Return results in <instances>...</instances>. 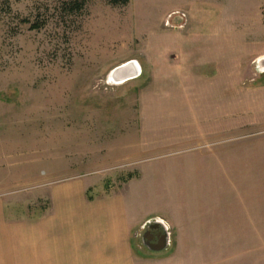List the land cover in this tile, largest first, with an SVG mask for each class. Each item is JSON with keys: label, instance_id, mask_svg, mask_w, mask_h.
Wrapping results in <instances>:
<instances>
[{"label": "rangeland", "instance_id": "obj_1", "mask_svg": "<svg viewBox=\"0 0 264 264\" xmlns=\"http://www.w3.org/2000/svg\"><path fill=\"white\" fill-rule=\"evenodd\" d=\"M71 1L0 0V198L91 179L169 227L148 264H264V0Z\"/></svg>", "mask_w": 264, "mask_h": 264}, {"label": "crops", "instance_id": "obj_2", "mask_svg": "<svg viewBox=\"0 0 264 264\" xmlns=\"http://www.w3.org/2000/svg\"><path fill=\"white\" fill-rule=\"evenodd\" d=\"M48 195L39 215L0 198V264H148L138 235L151 218L135 220L125 192L71 178Z\"/></svg>", "mask_w": 264, "mask_h": 264}, {"label": "water", "instance_id": "obj_3", "mask_svg": "<svg viewBox=\"0 0 264 264\" xmlns=\"http://www.w3.org/2000/svg\"><path fill=\"white\" fill-rule=\"evenodd\" d=\"M255 64H256L258 71L264 73V59L258 60L257 62H255ZM142 72H143V68H142L141 63L136 59H132V60L124 62L121 65L115 67L110 72V74L113 75V74L117 73L115 75V78L118 81H123L122 84H125L131 80L139 78L142 75ZM109 75H108V77H109ZM108 81H109V78H108L107 82ZM148 224H149L148 226H150V225L151 226H161L164 230V233L160 237V239L158 240L157 244L151 245L146 241H145V244L150 249H153L156 251L166 249L168 247V245L170 244V231H169L166 223L161 219H156V220H154V222H152L151 220L148 221Z\"/></svg>", "mask_w": 264, "mask_h": 264}, {"label": "trees", "instance_id": "obj_4", "mask_svg": "<svg viewBox=\"0 0 264 264\" xmlns=\"http://www.w3.org/2000/svg\"><path fill=\"white\" fill-rule=\"evenodd\" d=\"M110 4L113 6H125L127 5L130 0H109ZM71 9L73 12H82L84 10L87 0H72L70 3ZM263 15H264V9H263ZM41 25L38 23L32 25V29H39Z\"/></svg>", "mask_w": 264, "mask_h": 264}, {"label": "flooded vegetation", "instance_id": "obj_5", "mask_svg": "<svg viewBox=\"0 0 264 264\" xmlns=\"http://www.w3.org/2000/svg\"><path fill=\"white\" fill-rule=\"evenodd\" d=\"M164 230L159 226H148L143 235H146V242L149 244H157L160 237L163 235Z\"/></svg>", "mask_w": 264, "mask_h": 264}, {"label": "bare ground", "instance_id": "obj_6", "mask_svg": "<svg viewBox=\"0 0 264 264\" xmlns=\"http://www.w3.org/2000/svg\"><path fill=\"white\" fill-rule=\"evenodd\" d=\"M264 59V56H261V57H259V58H257V60H256V62L258 61V60H263ZM117 73H115V74H113V75H109V83L110 84H114V85H121L122 84V82L123 81H118L116 78H115V75H116Z\"/></svg>", "mask_w": 264, "mask_h": 264}]
</instances>
